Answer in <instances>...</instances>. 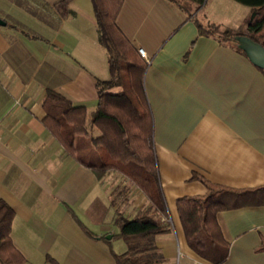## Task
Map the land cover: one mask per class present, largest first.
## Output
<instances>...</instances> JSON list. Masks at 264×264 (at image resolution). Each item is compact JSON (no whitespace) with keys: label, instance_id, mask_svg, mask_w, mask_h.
<instances>
[{"label":"crops","instance_id":"0c3cea01","mask_svg":"<svg viewBox=\"0 0 264 264\" xmlns=\"http://www.w3.org/2000/svg\"><path fill=\"white\" fill-rule=\"evenodd\" d=\"M62 1L0 0V200L15 212L11 236L25 264L48 255L61 264H116L108 241L117 253L128 250L115 236L116 214L133 218L150 200L131 183L136 213H123L112 172L99 179L44 123L48 91L92 111L98 82L110 78L91 1L72 0L65 17ZM120 1L115 25L149 57L144 86L168 210L167 220L156 214L167 230L156 245L166 264H213L189 246L178 200L206 195L202 179L238 191L264 187V73L234 44L200 34L197 20L244 30L251 9L236 13L234 0H210L202 17L207 2L186 1L196 7L186 12L173 0ZM247 198L263 202L218 214L230 244L223 264H264V193Z\"/></svg>","mask_w":264,"mask_h":264},{"label":"trees","instance_id":"16d2710c","mask_svg":"<svg viewBox=\"0 0 264 264\" xmlns=\"http://www.w3.org/2000/svg\"><path fill=\"white\" fill-rule=\"evenodd\" d=\"M71 1L64 0L57 5L62 16H68ZM90 1L97 21L99 42L107 52L110 78L98 82V102L92 111L83 105H74L59 92L48 91L44 103L47 113L44 123L67 153L92 168L99 179L111 171L117 172L149 198L150 209L136 217L116 214L114 223L119 232L115 236L122 238L128 246L126 252L117 253L111 241H108L116 264H166L155 241L158 234L167 231L156 214L167 220L168 210L160 186L154 149V119L144 86L147 63L115 25L121 1ZM173 1L186 12H189L186 1L198 7L206 2ZM234 1L251 9L244 30L223 29L217 23L205 26L198 19L199 32L216 37L222 44L232 43L248 56L238 46L237 37H249L264 47V0ZM260 70L264 73L262 68ZM87 136L91 138L95 162L84 160L78 153V138ZM202 181L208 188L206 195L178 200V212L191 249L213 264H223L229 256L230 244L219 225L218 214L256 202L258 198L247 197L264 193V187L238 191L211 184L204 179ZM14 218V210L0 200V264L26 263L25 256L12 240ZM75 218L83 231L94 238V233ZM46 259L50 264H61L50 255Z\"/></svg>","mask_w":264,"mask_h":264},{"label":"rangeland","instance_id":"374dc122","mask_svg":"<svg viewBox=\"0 0 264 264\" xmlns=\"http://www.w3.org/2000/svg\"><path fill=\"white\" fill-rule=\"evenodd\" d=\"M183 2L185 3V1H183ZM206 2L208 4V7L206 8V10L204 9V11L201 12L202 17L206 13L205 11H211L212 10L210 0L209 1L206 0ZM206 2H205V4H206ZM235 3H236L235 4L236 5V13H237V7L239 9L238 13L243 11L241 9H246V10L250 9V7H248V6L241 5L237 2H235ZM221 8L222 7H218V10ZM195 9H196V7L189 8V12H193V11H195ZM235 17L237 20L238 17L236 15H235ZM204 25L207 26L209 24L204 22ZM77 141H78V147H79V149H78L79 156L82 157L84 160L95 162L96 157L94 155H92L93 147H92L91 138L88 136L87 137H79ZM111 172H112V173H110L111 174V177H110L111 186H112L113 192L116 196V198H114V199H115L117 204H121V205H119L120 206L119 210H121L123 213L131 212L130 213L131 215L135 214L136 211H135V208H133L135 203L131 199V197L133 195L130 194V190H131V186H132L131 182L124 179V177L122 175H120L119 173L113 172V171H111ZM131 208H133V210L129 211ZM145 211L146 210L144 209L143 211L136 213L134 217L140 215L141 213H144ZM119 243H121V242H119ZM123 243H124V241H123ZM41 264H50V263L47 262V263H41Z\"/></svg>","mask_w":264,"mask_h":264},{"label":"water","instance_id":"95a60500","mask_svg":"<svg viewBox=\"0 0 264 264\" xmlns=\"http://www.w3.org/2000/svg\"><path fill=\"white\" fill-rule=\"evenodd\" d=\"M0 24H5L0 19ZM237 44L240 48H242L250 58V60L258 67L264 70V47L254 42L252 39L246 36H239L237 37ZM106 239L111 240V235H108Z\"/></svg>","mask_w":264,"mask_h":264},{"label":"built area","instance_id":"2783aa9c","mask_svg":"<svg viewBox=\"0 0 264 264\" xmlns=\"http://www.w3.org/2000/svg\"><path fill=\"white\" fill-rule=\"evenodd\" d=\"M138 52H139L140 56H141L144 60L149 61V57H148V54H147V52H146L145 49H143V48H139V49H138Z\"/></svg>","mask_w":264,"mask_h":264}]
</instances>
